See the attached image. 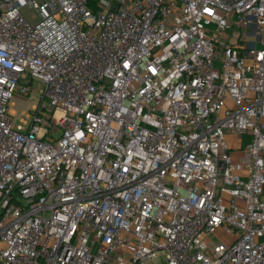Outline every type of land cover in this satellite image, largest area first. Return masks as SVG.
Returning a JSON list of instances; mask_svg holds the SVG:
<instances>
[{
  "label": "built area",
  "instance_id": "2783aa9c",
  "mask_svg": "<svg viewBox=\"0 0 264 264\" xmlns=\"http://www.w3.org/2000/svg\"><path fill=\"white\" fill-rule=\"evenodd\" d=\"M160 255L264 264V0H0V264Z\"/></svg>",
  "mask_w": 264,
  "mask_h": 264
},
{
  "label": "rangeland",
  "instance_id": "374dc122",
  "mask_svg": "<svg viewBox=\"0 0 264 264\" xmlns=\"http://www.w3.org/2000/svg\"><path fill=\"white\" fill-rule=\"evenodd\" d=\"M21 13L30 23H38L39 16L34 8L23 7L21 9ZM216 67H219V61L215 63ZM32 79L30 77L26 78L24 82L29 83ZM32 92L30 100H24L20 98H14L9 106L10 111H14V119L16 124H21V117L23 113H31L33 108L38 104V101L41 99L44 91V85L41 80L33 78L32 81ZM24 127L28 128L27 124H23ZM227 140L231 143L233 141V136L228 135ZM251 140L250 136H244L243 143L247 144ZM217 236L224 241H227V238L223 235V232L218 230ZM153 264H168L166 257L163 255L158 256Z\"/></svg>",
  "mask_w": 264,
  "mask_h": 264
},
{
  "label": "crops",
  "instance_id": "0c3cea01",
  "mask_svg": "<svg viewBox=\"0 0 264 264\" xmlns=\"http://www.w3.org/2000/svg\"><path fill=\"white\" fill-rule=\"evenodd\" d=\"M12 113H14V111H12Z\"/></svg>",
  "mask_w": 264,
  "mask_h": 264
}]
</instances>
